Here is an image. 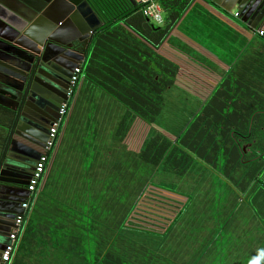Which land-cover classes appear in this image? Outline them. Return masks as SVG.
Masks as SVG:
<instances>
[{
	"label": "trees",
	"instance_id": "trees-1",
	"mask_svg": "<svg viewBox=\"0 0 264 264\" xmlns=\"http://www.w3.org/2000/svg\"><path fill=\"white\" fill-rule=\"evenodd\" d=\"M87 1L102 24L94 31L81 64L84 80L123 106L115 130L118 140L137 119L150 126L141 147L129 152L136 158L133 172L161 169L183 176L196 162L230 181L237 191L253 192L264 199V75L252 64L260 54H249L246 49L214 93L199 100L185 122L169 130L170 136L155 123L163 112L166 91L175 85L180 65L163 53L161 44L190 0H156L166 12L163 25H156L145 15L140 2ZM249 56L253 57L251 64L243 61ZM18 116V110L0 105V169ZM85 178L79 184L84 187L70 193L74 196L61 221L48 218L46 223L35 224L26 214L8 264H178L148 236L154 230L148 225L153 222L140 211V202L151 199L146 197V176L136 178L133 190L128 189V183H120L118 192L105 199L111 202L106 209L102 192L89 188L95 178ZM50 184L51 177L47 187ZM48 191L43 188L40 193L46 197ZM72 214L89 219L80 224ZM94 215L100 218L96 222ZM78 225L84 229L80 233Z\"/></svg>",
	"mask_w": 264,
	"mask_h": 264
},
{
	"label": "crops",
	"instance_id": "crops-1",
	"mask_svg": "<svg viewBox=\"0 0 264 264\" xmlns=\"http://www.w3.org/2000/svg\"><path fill=\"white\" fill-rule=\"evenodd\" d=\"M2 1L7 3V5H3L0 9V27L6 30L11 27L12 14L15 12L9 6L15 7L17 5L19 11L28 14L30 17L32 16L30 23L25 26L26 31L15 36V40L19 43V46L21 48L24 46L23 49H31L34 46L36 47V45L38 46L39 42L46 36V31L53 33L60 27V30L65 35V37L62 36V39L65 41L66 38L72 39L75 37L76 39L74 40L77 41V38L83 39L85 35L86 37L84 38H87V29L94 24L89 14L84 11L85 8L82 5V0H62L63 2L66 1L68 6L62 4L60 0H57V2L55 0ZM139 1L136 0V2ZM254 1L256 0H190L182 17L177 21L161 44L163 53L180 65L181 69L176 77L175 86L181 89L186 88L187 93L194 95L197 107L199 100L214 93L218 83L226 76L230 66L246 49L249 50V54L255 56L260 54V59L256 60V57H254V63H252L253 57L249 56L243 58V61L248 60V63L251 62L254 65L255 71L264 75V2L259 7H255L251 3ZM158 6L160 18L158 20L150 19L156 25H163L166 21V12L161 9L159 3ZM75 12L78 13V17L74 16L68 22L69 17ZM11 33L7 30L6 35L8 36ZM90 39L87 38L88 42L85 48L86 53L83 63L87 57ZM63 48L70 49L68 46H64ZM70 51L74 52L70 54L71 57L78 58L79 52L77 50L71 48ZM65 64L69 65V57L63 53L58 54L57 52L53 56H49L47 60L43 61L39 77L33 83L32 89L25 92L26 97L19 102V107L16 109L11 108L18 110L19 116L15 127L16 133L14 130L12 136L13 142H10L6 158L0 169V252L9 241L8 233L14 226L12 224L13 214L20 209L19 203L23 200L27 201L30 197V194L25 189H27L26 186L31 175V168L35 165L37 158H39L42 152L43 147L41 143L45 135V125L49 122V116H56V106L62 101L61 94H63V90L68 86V69H66ZM93 87L86 83L83 77H80L74 88L73 96L68 101L67 113L59 124L54 148L48 155L39 189H37V194L32 195L28 215L34 219L35 224H37L35 215L37 205L46 212L44 215L45 219L40 221V223H46L48 218H52L53 213L62 217L65 212L64 209L69 204V201L66 202V199H70V196L66 195H70L74 190L84 187L79 186L80 181L76 180L78 179L77 177H94L95 181L90 183L89 188L99 190L98 186L101 181L99 177H103L104 171H106L105 174H110L116 168L129 169L127 161L124 158L120 159L117 165L115 161L118 159H113L120 152L124 154L125 152L138 150L144 141L141 138L142 141L138 145V148H136L138 143L135 142L134 132H137L136 129L138 128H144V132H146V123L140 119L132 123L125 137L122 140H117L115 147L112 148L106 147L109 135L108 137L104 135L105 140H100L102 137L95 135L91 142H87L86 146L81 136L75 141H68L69 138L66 137V132L71 112L77 105L75 102L79 100L80 96L87 95L88 91L91 92ZM192 90L194 92H191ZM85 108L86 106L82 108L81 112H84ZM22 109H24V113L21 114L20 110ZM119 122H112V129L115 123L116 129ZM42 124L44 127H41ZM165 132L168 135H172V132ZM110 137L113 138V135ZM76 159L77 164L74 166L69 160L76 161ZM104 159L113 160L109 170H106L102 165ZM203 167L205 170L207 169L209 172H212L206 166L203 165ZM49 177H51V184L50 187H47ZM43 188L47 191L49 190L46 197L40 193ZM60 191L62 192L61 195L64 192H67V194L63 198H60L61 195H58ZM234 192L237 194V198L240 199L239 201L250 205L255 219L261 222L254 207H258V204L264 206V199L260 198L262 195L256 197L253 192H239L236 189ZM250 198L253 200H247ZM60 204L64 205L63 209H57V206ZM156 204V197L148 198L146 208L151 207L161 212L162 208L156 207ZM147 205L149 206L147 207ZM174 209H176L175 213ZM182 211L184 210H179V207L176 206L171 209L170 215L175 216L172 222L164 218L163 224L159 228V232L161 231L160 238L162 237V233H164V243L169 242L170 234H173L175 238H179L180 230L178 229L180 221L177 222V217ZM47 213L48 216L46 215ZM98 218L96 216L93 217L95 222ZM226 218L228 219L226 223L228 228L225 226L224 229L230 230L232 229V225H229V223L232 217L228 214ZM86 219L89 218L84 217L79 223L86 224ZM146 220L155 222L156 218L153 217V219ZM204 224L202 223V225ZM170 227L171 229L168 231L167 229ZM208 228V226L206 228L203 227L204 230H199L197 235L194 233V236H191L193 240L191 241L190 248L194 249L197 247V250H194L195 253L191 250L181 253L179 251V254L175 253L178 252V249L175 250V248H179L176 240L175 246L171 245L170 251H173V253L170 256L174 257V260L178 264H210L213 260L210 259V262H207V258L209 256L212 257V249L217 245L214 247L213 233L211 235L206 234ZM218 234L220 240H225V237L230 239L228 236H224L222 232H218ZM195 236L197 237L195 238ZM208 236L210 237L207 240ZM229 236L238 240L240 239L239 234ZM200 237H205L206 239L203 245H200ZM164 245L166 246V244ZM217 250L219 254L215 253L214 255L218 256V262L224 253L222 249ZM227 254H230L229 250ZM225 263H228V260ZM221 264L224 263L221 262Z\"/></svg>",
	"mask_w": 264,
	"mask_h": 264
},
{
	"label": "rangeland",
	"instance_id": "rangeland-1",
	"mask_svg": "<svg viewBox=\"0 0 264 264\" xmlns=\"http://www.w3.org/2000/svg\"><path fill=\"white\" fill-rule=\"evenodd\" d=\"M191 92L194 91L192 90ZM195 99L194 95L187 93L186 88L181 89L175 85L170 87L165 93L163 112L155 123L157 127L163 132H165L166 129L168 131L172 129L176 130V128H178L181 123L185 122L189 117L188 114H190L191 110L197 108V101ZM75 104L77 105L71 112L70 122L66 132V137L69 138L68 141H75L81 136L83 143L85 142L84 145L86 146L87 142H91L95 135H100L102 137L100 140H105L106 138H104V135L106 137L109 135L106 147H115V143H117L118 140L115 138L116 123L113 129V125L111 124L112 122L120 121L124 113L123 106L96 87H93L91 92L88 91L87 95L80 96ZM84 106H86V108L85 110L83 109L84 112H81ZM149 130L150 126L148 124H146V132H144V128L136 129L137 132H134L133 134L135 142L138 143L137 146L135 144L136 148H138V145L141 143V138H147L150 133ZM112 135L113 138L110 137ZM122 158L129 163V169L123 170L116 168L113 169L110 174H105L106 171H102L103 177H99L101 181L98 186V193L102 192V199H104V201H102L103 209H106V205L111 203L105 201V199L109 195L118 192L120 183H122V186L125 183H128V189L133 190L137 187L134 185L136 178L141 177L142 179V176H146L147 181L145 192L148 194L146 196L156 197V207H161L162 209L160 212L148 206V208H146V202L141 201L140 203H142L141 206L143 207L140 211L147 219H153V217L156 218L155 222L148 225L150 228L154 229L152 232H148V236H152V239L155 240L157 247L163 254H168V256H170L173 253V251H170L171 245L175 246L176 240L179 248H175V250L178 249V252L175 253L179 254V251L181 253L188 250L195 253L194 250H197V247L194 249L190 248L191 241L193 240L191 236H194V233L197 235L199 230L202 231L204 230L203 227L206 228L208 226L209 228L207 229L206 234L211 235L213 233L214 247L217 245L212 249V257L209 256L207 258V262H210V259L213 260L210 264H221V262L224 264H262L261 262H264V206L258 204V207H254L261 220L260 222L258 219H255L250 205L239 201L240 199L237 198V194L234 192L235 187L230 181H227L220 176L218 177L216 175L217 173L214 171L209 172L207 169L205 170L202 164L196 162L183 176L161 169H144L145 171L135 174L133 170L137 169L134 167L137 166L136 158L134 159V156L131 158L129 152H125L124 154L120 152L113 160L118 159L115 161L117 165V162ZM113 160L104 159L102 165L106 170H109ZM69 161L74 166L77 164V159L76 161ZM77 178L78 179L76 180L80 181L79 184L86 181L84 176ZM61 193L62 192L60 191L58 195H61ZM66 194L67 192H64L60 198H63ZM66 196L72 198L74 195L70 194ZM187 198L189 199L186 200ZM124 199H126L125 196L122 200ZM117 200L119 202L122 201L120 198H117ZM247 200L253 199L250 198ZM67 201L72 202L70 199H66V202ZM176 206L179 207V210H184L177 217V222L180 221L178 229L180 230L179 238H175L173 234H170L169 242L164 243V233H162V237L160 238L161 231L159 232V228L162 226L164 218L169 222H172L175 216L170 215V213L171 209ZM63 207L64 205L60 204L57 206V209H63ZM35 210L37 224H39L40 221L45 219L44 215L46 212L43 208L41 209L40 206L38 207V205ZM48 211H50V209H48ZM175 211L176 209H174V213ZM159 213H161V215H159ZM54 214L55 213L52 215V219L56 221H61L67 215L64 213L62 217H59V215ZM228 214L232 217V220L229 223V225H232V229L225 230L224 227L228 222L226 216ZM46 215L48 216V213ZM104 215L109 217L110 214L107 215L106 211H104ZM71 218L78 221L82 220L81 217H77L74 214H72ZM71 218L70 220H72ZM202 223L205 224L202 225ZM165 224H167V222H165ZM78 228L80 233L79 225ZM226 228L228 227L226 226ZM218 232H222L224 236H228L230 239L225 237V240H220ZM237 234L240 235L239 240L229 236H236ZM196 237L197 236H195V238ZM209 237L210 236H208L207 240ZM200 240V245H203L206 242L205 237H200ZM164 244H166V246ZM217 249H222V252L224 253L223 257L219 259L218 262V256L214 255L215 253L219 254ZM228 250L230 254H227ZM226 260H228V263H225Z\"/></svg>",
	"mask_w": 264,
	"mask_h": 264
},
{
	"label": "water",
	"instance_id": "water-1",
	"mask_svg": "<svg viewBox=\"0 0 264 264\" xmlns=\"http://www.w3.org/2000/svg\"><path fill=\"white\" fill-rule=\"evenodd\" d=\"M55 1L57 2V0ZM129 1L132 4H137L136 0ZM60 2L68 6V3L66 1L63 2L62 0H60ZM263 2V0H256L251 3L252 5H255V7H259ZM3 5L6 6L7 3L0 0V9ZM82 5L85 8L84 11L89 14L90 19H92L94 22L93 26L89 27L86 31L87 38L89 39L92 38L94 31L102 24V21L96 14V12L91 8L87 0H82ZM9 7L12 9V11L15 12L14 14H12L13 18L10 22L11 27L10 29H7L12 33L7 36V30L3 27H0V104L6 107L16 109L19 107V102L24 99V97H26L25 92H28V90L32 89L33 83L35 82L36 78L39 77L41 72L40 69L43 66V61L47 60L49 56H53L57 52L58 54L63 53L65 56L69 57V65L65 64L66 69H68V84L73 69L83 63L86 53L85 48L88 40L87 38H84L86 37L85 35L83 39L77 38V41L74 40L76 39V37L72 39L66 38L65 41L62 39V36L65 37V35L60 30V27L57 28L56 31H54L53 33H48L46 31V36L41 40V42H39L38 46L36 45V47L34 46L31 49H23L24 46L23 48L19 46V43L15 40V36L26 31L25 26L30 23V21L32 20V16L30 17L28 14L19 11L17 9V5L15 7ZM74 16L78 17V13H73V15L69 17L68 22L70 21V19H73ZM82 45L84 46L82 47ZM64 46H68L70 49L63 48ZM71 48L77 50L79 52L78 55L80 57H71L70 54L74 53L70 51ZM67 89L68 86L63 90V94H61L62 101H60V103L56 106V116L48 117L49 122H47L44 128L45 135L41 143L42 147H44V143L46 141L50 125L59 118L58 111L61 103L67 98ZM20 112L21 114L24 113V109L20 110ZM42 126L43 124L41 125V127ZM11 142H13V140ZM33 168L34 166H32L31 171L33 170ZM27 193L30 194L28 190ZM21 203H19L20 209L13 214V225L16 215L23 212V209L21 208ZM2 251L0 252V256Z\"/></svg>",
	"mask_w": 264,
	"mask_h": 264
},
{
	"label": "built area",
	"instance_id": "built-area-1",
	"mask_svg": "<svg viewBox=\"0 0 264 264\" xmlns=\"http://www.w3.org/2000/svg\"><path fill=\"white\" fill-rule=\"evenodd\" d=\"M139 2L142 3L143 5L142 11L146 16H148L149 18L155 19V20H158L160 18L159 6L156 0H140ZM258 32H261V31H258ZM80 77H83V74L81 70V65H78L73 69L72 75L69 79L67 98L60 105V108L58 111L59 118L50 125L48 129L47 138L44 143V147L42 148V152L39 158L37 159L33 170L31 171V175L28 179V183L26 186L27 190L30 193V197L27 201H24L21 203V208L23 209V212L17 214L14 219V226L12 230L8 233L9 241L4 246L1 256H0V264H8L10 262L12 253L15 249V243L17 241V236L23 228L25 216L28 213V210L30 208L32 195L36 193L38 189L37 187L42 181L43 174H44L46 164H47L48 155L50 151L54 148L59 124L62 118L67 113L68 101L73 96L74 88Z\"/></svg>",
	"mask_w": 264,
	"mask_h": 264
},
{
	"label": "flooded vegetation",
	"instance_id": "flooded-vegetation-1",
	"mask_svg": "<svg viewBox=\"0 0 264 264\" xmlns=\"http://www.w3.org/2000/svg\"><path fill=\"white\" fill-rule=\"evenodd\" d=\"M68 86H69V82H68ZM68 90V89H67Z\"/></svg>",
	"mask_w": 264,
	"mask_h": 264
}]
</instances>
